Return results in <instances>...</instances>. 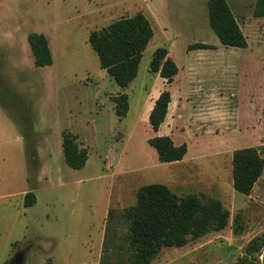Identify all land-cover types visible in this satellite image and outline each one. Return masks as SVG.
Segmentation results:
<instances>
[{
	"label": "rangeland",
	"instance_id": "1",
	"mask_svg": "<svg viewBox=\"0 0 264 264\" xmlns=\"http://www.w3.org/2000/svg\"><path fill=\"white\" fill-rule=\"evenodd\" d=\"M227 2L243 32V0ZM136 12L152 36L121 88L88 35ZM244 31L247 51L221 45L206 0H0V264H127L121 210L149 183L217 199L229 215L221 230L162 247L149 264H235L243 256L260 264L245 248L264 235V166L249 195L231 177L233 150L254 146L264 159V103L257 112L243 104V60L264 50V36ZM29 32L47 37L50 65L34 66ZM195 43L212 48H189ZM158 47L178 67L170 85L150 70ZM161 81L175 99L163 130L187 144L179 161L160 162L147 143L159 135L145 114ZM120 93L129 104L122 117L111 99ZM63 129L87 149L81 169L63 160ZM27 191L36 202L24 207Z\"/></svg>",
	"mask_w": 264,
	"mask_h": 264
},
{
	"label": "trees",
	"instance_id": "2",
	"mask_svg": "<svg viewBox=\"0 0 264 264\" xmlns=\"http://www.w3.org/2000/svg\"><path fill=\"white\" fill-rule=\"evenodd\" d=\"M208 24L225 47L245 48L247 40L227 0H206ZM253 17H264V0H255ZM152 36L149 20L141 13L122 16L98 30H92L88 42L96 53L99 66L121 87H126L136 76L143 50ZM33 64L36 67L50 65L52 55L47 37L43 33L27 34ZM189 48H212L206 43H195ZM150 70L170 84L178 72L173 59L164 47L154 50ZM115 114L125 116L129 104L125 93L113 96ZM171 100L170 91L164 88L155 99L148 114V123L155 132L163 123ZM160 162L181 160L187 152V144H174L169 135H155L147 139ZM63 160L72 169H81L88 152L67 129L61 131ZM264 159L258 148L247 146L233 150L231 177L233 189L249 195L262 173ZM36 202L34 192L23 196V206ZM110 213V212H109ZM228 211L214 198L186 194L178 197L161 183L142 185L137 191L136 202L121 210V219L127 225L126 242L129 249L127 264H149L162 247L183 246L189 238H197L211 231H219L228 221ZM264 235L252 239L245 248L246 255H261ZM247 256L235 264H246ZM5 264V261L2 263Z\"/></svg>",
	"mask_w": 264,
	"mask_h": 264
},
{
	"label": "crops",
	"instance_id": "3",
	"mask_svg": "<svg viewBox=\"0 0 264 264\" xmlns=\"http://www.w3.org/2000/svg\"><path fill=\"white\" fill-rule=\"evenodd\" d=\"M255 0H251L248 3L243 0V10L247 11L243 16V34L246 37L247 40V46L243 48V50L247 51L249 42L248 37L245 34L244 27H248L251 32H254L256 38H262L264 36V17H253L252 16V8L254 5ZM264 49V46L262 47ZM264 50L262 49H255L253 51H249L247 53V58L243 60V104L246 107H252V111L257 112V107L262 105L264 103ZM252 57V58H251ZM158 74V73H157ZM161 78V77H160ZM164 80L163 78H161ZM162 85L159 89L156 90V94L151 102L150 109L151 110L153 103L157 96L159 95L160 91L163 88V81H161ZM170 85V84H169ZM168 85V86H169ZM167 86V85H166ZM171 94V100L168 104L167 114L165 116V119L163 123L159 126L158 130L155 131V133L161 135H166L167 132L163 130V126L169 121V119L172 118L171 113L173 111H170V107L175 101L173 98L172 92ZM180 97H177V101L180 100ZM182 100V99H181ZM244 106V107H245ZM148 113L145 114V116H148ZM168 126V125H167ZM174 127V125H172ZM172 130H169V133H171ZM171 136V135H169ZM247 147V146H243ZM36 197V196H35Z\"/></svg>",
	"mask_w": 264,
	"mask_h": 264
},
{
	"label": "water",
	"instance_id": "4",
	"mask_svg": "<svg viewBox=\"0 0 264 264\" xmlns=\"http://www.w3.org/2000/svg\"><path fill=\"white\" fill-rule=\"evenodd\" d=\"M260 264H264V248H263L261 255H260Z\"/></svg>",
	"mask_w": 264,
	"mask_h": 264
}]
</instances>
